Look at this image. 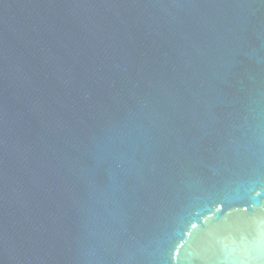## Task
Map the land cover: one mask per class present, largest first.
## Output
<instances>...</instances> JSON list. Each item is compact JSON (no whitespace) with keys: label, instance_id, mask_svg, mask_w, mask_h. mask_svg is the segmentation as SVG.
<instances>
[{"label":"water","instance_id":"water-1","mask_svg":"<svg viewBox=\"0 0 264 264\" xmlns=\"http://www.w3.org/2000/svg\"><path fill=\"white\" fill-rule=\"evenodd\" d=\"M0 264H264V0H0Z\"/></svg>","mask_w":264,"mask_h":264}]
</instances>
